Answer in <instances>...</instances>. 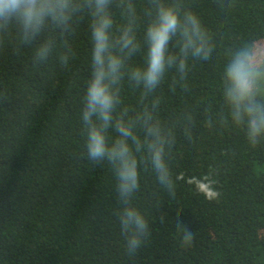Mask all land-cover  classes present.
Here are the masks:
<instances>
[{
    "label": "trees",
    "instance_id": "1",
    "mask_svg": "<svg viewBox=\"0 0 264 264\" xmlns=\"http://www.w3.org/2000/svg\"><path fill=\"white\" fill-rule=\"evenodd\" d=\"M186 3L216 47L174 91V73L158 90L161 119L191 112L192 135L176 134L174 196L158 186L150 167H141L133 203L149 235L134 255L120 231L113 174L84 150L87 22L68 38L73 55L66 66L53 59L37 67L34 45L22 44L14 29L0 36V264H264V144L250 147L242 129L217 120L225 112L220 78L228 52L264 38V0ZM143 60L138 54L132 63ZM138 97L126 84L124 105L135 107ZM205 176L217 197L196 182ZM178 218L193 232L190 246H181Z\"/></svg>",
    "mask_w": 264,
    "mask_h": 264
},
{
    "label": "clouds",
    "instance_id": "2",
    "mask_svg": "<svg viewBox=\"0 0 264 264\" xmlns=\"http://www.w3.org/2000/svg\"><path fill=\"white\" fill-rule=\"evenodd\" d=\"M82 21L91 45L80 108L84 150L93 165L106 163L113 174L120 231L126 251L134 255L149 235V223L133 203L141 167H150L158 186L174 196L170 161L176 134L192 135L191 112L161 119L158 90L174 73V91L196 62L211 58L216 45L186 0H0V36L14 29L22 44L34 45L37 67L53 59L68 64L73 55L68 38ZM138 54L142 66L132 63ZM126 84L139 91L135 107L124 105ZM220 92L225 112L218 122L242 129L252 148L264 144V38L229 50ZM196 182L209 198L219 195L209 176ZM176 225L181 246H190L193 232L179 218Z\"/></svg>",
    "mask_w": 264,
    "mask_h": 264
}]
</instances>
